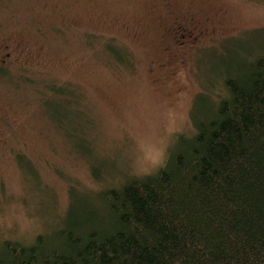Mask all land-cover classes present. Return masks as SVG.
Listing matches in <instances>:
<instances>
[{"label": "rangeland", "instance_id": "374dc122", "mask_svg": "<svg viewBox=\"0 0 264 264\" xmlns=\"http://www.w3.org/2000/svg\"><path fill=\"white\" fill-rule=\"evenodd\" d=\"M258 46L264 0H0V249L145 177Z\"/></svg>", "mask_w": 264, "mask_h": 264}, {"label": "trees", "instance_id": "16d2710c", "mask_svg": "<svg viewBox=\"0 0 264 264\" xmlns=\"http://www.w3.org/2000/svg\"><path fill=\"white\" fill-rule=\"evenodd\" d=\"M252 48L163 168L69 211L53 235L5 241L0 264H264V47Z\"/></svg>", "mask_w": 264, "mask_h": 264}, {"label": "clouds", "instance_id": "9594fccd", "mask_svg": "<svg viewBox=\"0 0 264 264\" xmlns=\"http://www.w3.org/2000/svg\"><path fill=\"white\" fill-rule=\"evenodd\" d=\"M167 161V154L164 148L155 152L142 153L136 163V173L138 175H151L153 172L164 167Z\"/></svg>", "mask_w": 264, "mask_h": 264}, {"label": "flooded vegetation", "instance_id": "af4514ba", "mask_svg": "<svg viewBox=\"0 0 264 264\" xmlns=\"http://www.w3.org/2000/svg\"><path fill=\"white\" fill-rule=\"evenodd\" d=\"M191 27H193V30H191L190 28H189V26L187 25V24H180L179 26H178V28L181 30V31H179V36H180V39H183V38H185V37H187L188 39H193L194 37H193V34L192 33H194V31H196L195 33H198V34H204V35H209V34H207L206 33V31L207 32H209L208 30V28H205V26L203 25V24H201V25H199V23L197 24V23H194V21H191V20H188V22H187ZM215 30H216V28H215ZM186 31H188V32H191V37H188L185 33H186ZM177 33V32H176ZM214 33V32H213ZM194 39H197V38H194ZM179 42V41H178ZM2 62H4V61H2ZM1 68V67H0Z\"/></svg>", "mask_w": 264, "mask_h": 264}]
</instances>
